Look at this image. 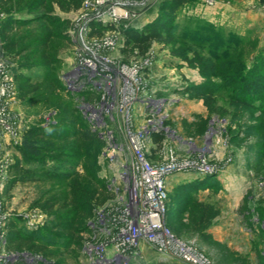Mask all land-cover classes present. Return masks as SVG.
Here are the masks:
<instances>
[{"label":"rangeland","instance_id":"374dc122","mask_svg":"<svg viewBox=\"0 0 264 264\" xmlns=\"http://www.w3.org/2000/svg\"><path fill=\"white\" fill-rule=\"evenodd\" d=\"M48 1L50 6L42 4L43 0H12L16 9L10 11L0 6L4 23L17 22H9L12 29L7 33L0 22V50L5 55L6 49L9 55L4 59L12 65L9 74L16 93L6 100L10 115H15L7 122L16 123L17 132L11 136L4 130L0 136L1 263L88 264L83 241L90 233L80 229L99 210L120 203L110 186L120 172L119 161L131 158L124 119L114 109L118 121L109 122L106 118L105 125L93 126L83 103L93 98L101 100L104 91L68 92L64 81L82 53L78 31L85 20L81 16L90 12L96 15V7L100 6L102 12L114 7L130 16L129 21L118 20L115 26V19L107 15L112 22L92 21L84 33L86 42L102 58L131 69L115 85L123 89L139 77L143 85L138 96L166 99L163 111L154 117L139 108L141 102L133 103L132 129L137 133L145 127L151 129L144 141L148 159L161 164L201 158L219 172L217 176L184 172L199 177L190 182L186 175L168 183L167 229L195 247L209 264H264V101L259 107V95L264 96V0H189L177 11L175 31L167 36L170 42H156L146 57L135 55L130 59L122 54L121 31L145 30L166 14L164 9L170 0H84L82 6L91 7L68 13L60 9L57 0ZM49 33L53 36L47 38ZM8 37L18 42L16 49L6 48ZM111 39L114 46H107ZM42 52L57 59V82L46 78L48 68L39 57ZM24 57L33 61L22 66ZM145 63L150 64L149 68L136 69ZM255 72L263 78L258 77L261 80L255 88L257 95L253 96L239 83L246 82ZM25 77L39 89L28 100L21 99L19 91V83ZM204 83L209 85L204 93L213 95L216 112L205 104L202 92L193 91ZM237 99L249 101L256 108L238 105ZM160 119L164 140L157 147L152 141L154 126L149 121L157 123ZM51 124L56 127L51 128ZM32 128L47 131L44 138L51 137L53 153L38 159L24 157L20 147L25 133ZM84 131L97 133L99 139L82 140L79 133ZM109 131L125 149L124 157L117 161L109 157ZM65 172H70L69 178L56 174ZM212 180L213 184L208 185ZM93 192L96 196L92 206H77L76 194ZM49 205L53 207L51 215L41 210ZM206 209L217 216L201 232L196 229L195 220ZM72 210L78 221L74 224L69 223ZM12 232H21L23 238L12 240ZM33 237L37 239L34 244L45 247L46 253L25 245L17 249ZM142 247L143 263H163L165 257L147 244ZM28 252L34 258L30 262L25 258L6 259L11 254ZM165 262L171 264L170 260Z\"/></svg>","mask_w":264,"mask_h":264},{"label":"built area","instance_id":"2783aa9c","mask_svg":"<svg viewBox=\"0 0 264 264\" xmlns=\"http://www.w3.org/2000/svg\"><path fill=\"white\" fill-rule=\"evenodd\" d=\"M89 5L91 7V4H84L82 9L89 8ZM106 9L108 10L102 12V7L98 6L96 10L99 13L96 15L90 12L84 17L81 16L85 20L84 24L79 26L80 31H78L80 34L78 36H84L81 42L79 40L82 53L78 54L76 62L66 73L64 81L68 92L88 91L90 93L97 91L100 93L101 90L104 91L101 100L96 101L93 98L83 103L85 115L93 126H100L106 124V118L109 122L118 121L114 115L116 114L114 109H118L124 119L126 144L131 158L126 157L124 161H119L121 163L120 172L110 186L112 193L117 196L120 203L108 208L104 207L87 222L90 235L88 234L83 241V254L88 259V264H146L142 262L145 259L142 244H147L148 248L157 252L161 257H165L163 263H167L165 260H170L181 264H209L195 247L177 239L167 229L168 178L189 171L207 176L217 175L219 172L214 167L207 165L201 158L198 160L174 159L169 163L161 164L152 163L148 159L144 141L151 129L148 130L145 127L138 133L132 129L130 114L133 103L141 102L139 108L154 117V114L163 111L166 99L138 96L141 93L140 86L143 85L139 82V77H134V83L125 84L123 89L118 84L115 85L116 80L127 77L131 73V69L121 63L107 61L94 50L92 45L90 46L86 42L84 33L88 31V25L92 21H96V23L112 22L107 17L109 15L115 19L112 24L117 26L115 23L120 19L115 17L114 11L118 10H115L114 7L113 10ZM106 44L114 46L112 39ZM98 47L100 46L98 45ZM4 58L5 55L0 50V136L4 130L14 136L17 133L16 123L7 121H12L15 115H10V103L6 100L14 98L16 93L9 74L12 65ZM149 65V63H145L136 69L143 71L149 68ZM125 71L127 74L123 73ZM134 75L137 76V73ZM122 91L124 92L121 93ZM149 123L154 126L152 128L154 132L164 129L162 119L157 123L150 120ZM108 137L111 144L109 153L111 160L117 161L118 157L123 158L125 155L123 144L115 142L111 131H109ZM37 214H39L38 211ZM11 255L6 259L25 258V261L29 262L34 259L29 253ZM0 264L6 263L0 261Z\"/></svg>","mask_w":264,"mask_h":264},{"label":"trees","instance_id":"16d2710c","mask_svg":"<svg viewBox=\"0 0 264 264\" xmlns=\"http://www.w3.org/2000/svg\"><path fill=\"white\" fill-rule=\"evenodd\" d=\"M83 2H84V0H57V4L59 5L60 9L64 12H67V13L73 12V11L77 12V11L81 10L83 7L82 6ZM187 2H189V0H170L168 2V5L164 9V10H166V14L163 17H160L158 20H156L152 24H150L143 31H138L134 28L122 30L121 34H122L123 39H124V41H123L124 47L122 49V54L124 55V57L126 59H130L132 56L138 55L141 58H144L147 56V54L149 53V51L152 48L154 43L159 42V43L168 44L170 42V40H169L170 38L167 39V36L170 37L171 34L175 31L173 21L176 19L177 11L182 6H184ZM35 3H36V1H35ZM36 4H38V3H36ZM42 4H44L45 6H50L49 1L46 2V0H43ZM0 6H2L4 9L9 10V11L15 8L13 6L12 0H0ZM31 10H33V9H31ZM8 13H10V12H8ZM42 18H43V16L40 17V19H42ZM3 20H4L3 18H0V22L2 24L1 28H4L5 33H7L9 31H11V29H12L11 25H12L13 21L10 20V21H12L11 23H9L10 21H8V22L5 21L7 23H4ZM13 23H17V22L14 21ZM27 23L28 22H26V24ZM23 24H21V25L23 26ZM98 28H101V27L98 26ZM51 36H53V33L47 34V38H50ZM46 43H47V41L45 42V44ZM5 45H6V48H9L10 50H14L17 48L18 42L16 40L8 37V40L6 41ZM3 49H5V46L3 47ZM5 50H4L5 55L9 56ZM22 50L26 51L27 49H22ZM44 52H46V50H44ZM44 52H42V54H40L39 57H40V63L43 62L46 65V67L48 68V70L46 72L47 73L46 78L47 79H53V81L57 82L58 80H57V74H56L57 73L56 72V70H57L56 65H57L58 61L55 57L51 58V57L45 55ZM31 61H33V58L24 57L23 62H22V66L23 65L24 66L29 65V62H31ZM212 68H214V67H212ZM205 70H207V69H205ZM202 74H205V72ZM258 77L263 78V76H261V74H259L258 72H255L254 74H250L249 79H247L246 82H240L239 85L241 84L240 87L243 90L245 89V91H248L253 96H256L257 91L255 90V88H256V85H258L259 81L261 80V79L259 80ZM29 81H30V79L28 77H25L19 83V91H20L21 99L28 100V98H30L31 96L36 94V92L39 91L38 88H35V87H33V85H30ZM216 86L219 87L218 84H216ZM206 88H209V85L207 83H204L200 86H197L195 89H193V91L197 90V92H200V93L202 92V98L205 99V104L209 107L211 112H216V108L213 107L214 105L212 102L213 95L204 93V90ZM262 96L263 95H259V97L261 98L259 107L262 106L263 101H264V96L263 97ZM236 102L238 103V105H245V106L256 108L254 106V104L252 105L249 101L237 99ZM65 109L67 112L70 111V109H67V108H65ZM50 127L54 128V127H56V124H51ZM47 134H48L47 131L42 130V129H36V128H32L29 131H27L24 135L22 146L20 147V151L22 152L24 157L29 158V159H38V158H43L44 156L53 153L55 151V146L51 141V137L49 138V140H46L44 138V135H47ZM79 137L82 140L89 141V142H94V141H97L99 139L98 134L93 132V131L80 132ZM163 140H164V135L162 134V132L153 133L152 141L157 147H161ZM263 153H264V151L262 152V154ZM58 155L63 156L64 153H60ZM71 155L75 156V154H71ZM59 157H61V156H59ZM56 174H58L57 176H59L61 178H69L70 177V172L69 173L65 172V173H61V174L56 173ZM54 176H56V175L54 174ZM215 176H217V175H215ZM213 182H214V180H212L210 182V184H213ZM95 196L96 195L94 192L88 193V194L87 193L76 194L77 206H84L85 208L92 206L93 201L95 199ZM41 208H42L41 210L43 212L47 213L48 215L53 214L52 210H51L53 208L52 205H49L48 207L42 206ZM73 212H74V210H72L68 215L69 216V223H72V224L78 222V221H76L77 217H75L73 215ZM216 216H217V214L210 212V209L203 210L202 213L198 214L196 217V220H195L196 229L201 231V232L204 231L205 228L208 227V225H210L212 219ZM47 230H50V229L47 228ZM40 231H42V230H40ZM80 231L89 233V229L87 227V224H84V226H82ZM34 236H36V235H34ZM10 238H12V240H19L23 237H22L21 232H12ZM35 240H37L36 237L29 238L28 240H24V243L21 244L17 249L18 250L22 249V247L25 245L24 247H27L29 249L36 250V251H39L42 253H46L45 247L41 248V247L37 246L36 244H34ZM28 253H30V252H28ZM161 264H168V263H161ZM171 264H181V263L171 262Z\"/></svg>","mask_w":264,"mask_h":264},{"label":"crops","instance_id":"0c3cea01","mask_svg":"<svg viewBox=\"0 0 264 264\" xmlns=\"http://www.w3.org/2000/svg\"><path fill=\"white\" fill-rule=\"evenodd\" d=\"M219 174V173H218ZM217 174V175H218ZM187 175V177H188V181H192V180H196L197 179V177H199V175H195V178H193L191 175H193V173H180V174H176V175H172V176H170L169 178H168V183L170 182V181H172V179H174V178H178V177H181V176H186ZM176 176V177H175ZM191 178V179H190ZM210 183H208V185H209ZM263 227H264V225H263Z\"/></svg>","mask_w":264,"mask_h":264},{"label":"bare ground","instance_id":"6f19581e","mask_svg":"<svg viewBox=\"0 0 264 264\" xmlns=\"http://www.w3.org/2000/svg\"><path fill=\"white\" fill-rule=\"evenodd\" d=\"M143 7V6H142ZM125 8H127L126 6H125ZM114 13H115V17H117V19H120V20H123V21H128V20H130V18H127V17H129L127 14L128 13H126V14H122V13H119L118 11L117 12H115L114 11ZM82 40L84 39V36L83 35H81V37H80ZM81 39H80V42H81ZM124 74H127V72L125 71V72H123ZM131 91H132V89H130Z\"/></svg>","mask_w":264,"mask_h":264}]
</instances>
